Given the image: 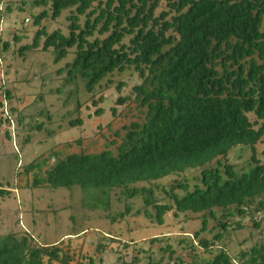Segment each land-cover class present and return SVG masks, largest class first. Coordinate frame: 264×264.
Here are the masks:
<instances>
[{"label": "trees", "instance_id": "16d2710c", "mask_svg": "<svg viewBox=\"0 0 264 264\" xmlns=\"http://www.w3.org/2000/svg\"><path fill=\"white\" fill-rule=\"evenodd\" d=\"M34 6H49L52 21L69 11L68 36L47 34L41 22L48 12L43 11L34 20L39 29L32 43L21 47L20 54L38 50L42 39L41 51L52 49L55 63L74 49L66 65L67 81L79 79L88 94L115 72L132 69L140 79L132 89L134 102L144 118L123 127V135L116 133L114 152L69 154L44 177L34 178L33 188H79L91 199L90 207L104 210H109L115 190L127 199L140 196L144 209L136 213L143 211L158 225L170 212L175 217L207 214L214 220L216 210L243 217L256 204L263 209L264 161L256 147L264 141V0H37ZM2 46L0 50L8 48L7 43ZM1 98L6 103L11 99L2 85L3 107ZM7 122L0 118V126ZM76 123L82 125L81 120ZM237 147L250 151V167L239 175L227 160ZM212 163L216 166L208 168ZM189 170H201L199 185L192 191L186 184L164 191L170 204H159L151 187H135ZM6 193L0 186V196ZM129 214L126 205L123 213L110 218L114 222ZM218 225L215 240L220 242L230 226ZM206 228L203 217L193 238L209 258L194 264H264V246L237 258L221 248L212 252L199 239ZM165 253L169 259L175 254L170 247ZM54 263L71 264V259L56 245L35 243L29 233L0 236V264Z\"/></svg>", "mask_w": 264, "mask_h": 264}, {"label": "rangeland", "instance_id": "374dc122", "mask_svg": "<svg viewBox=\"0 0 264 264\" xmlns=\"http://www.w3.org/2000/svg\"><path fill=\"white\" fill-rule=\"evenodd\" d=\"M35 1H0V44H8L6 50H0V86L11 96L9 103L1 100L12 121L0 126V186L7 192L0 196V236L29 233L37 244L54 243L62 255L71 259V264H181L180 260L182 264H194L209 258L193 238L204 217L207 228L199 239L208 242L212 252L221 248L237 258L251 248L264 246V200L263 209L259 210L256 204L243 217H229L221 210L215 211L214 220L207 214L175 217L170 212L158 225L143 211L136 213L144 209L140 196L127 199L115 190L109 196V210H104L90 207L91 199L79 188H33L34 178L44 177L57 160L69 154L114 152L119 144L116 133L123 135V127L144 118L134 102L132 89L140 84V79L132 69L115 72L88 94L79 79L67 81L66 65L72 62L74 49L55 63L52 49L41 51L42 39L38 50L20 54L21 47L32 43L39 29L33 25L34 20L43 11L48 12V18L41 22L47 34L60 31L68 36L69 11L52 21L49 6L36 8ZM83 21L80 18V24ZM15 38L21 41L16 43ZM129 40L126 38L124 44L128 45ZM119 84L123 85L120 90ZM119 98L125 103L118 105ZM98 110L103 111L101 116L96 115ZM256 149L264 161L260 155L264 141ZM249 159L250 151L242 147L233 149L227 158L238 175L248 170ZM215 166L212 163L208 168ZM200 171L189 170L135 187H151L159 204H170L164 191L179 184H186L192 191L199 185ZM176 194L182 196L183 192L176 190ZM126 205L130 214L112 222L110 217L123 213ZM147 211L153 214L152 209ZM219 222L230 226L220 242L215 240L220 232ZM168 247L175 253L172 259L165 253Z\"/></svg>", "mask_w": 264, "mask_h": 264}, {"label": "built area", "instance_id": "2783aa9c", "mask_svg": "<svg viewBox=\"0 0 264 264\" xmlns=\"http://www.w3.org/2000/svg\"><path fill=\"white\" fill-rule=\"evenodd\" d=\"M25 23H28V20L27 19L25 20ZM0 118L9 119V122H7L5 124H11L12 123L11 117L8 114V111L5 108L4 104H3V107H0Z\"/></svg>", "mask_w": 264, "mask_h": 264}, {"label": "crops", "instance_id": "0c3cea01", "mask_svg": "<svg viewBox=\"0 0 264 264\" xmlns=\"http://www.w3.org/2000/svg\"><path fill=\"white\" fill-rule=\"evenodd\" d=\"M48 245H54V243L53 244H48Z\"/></svg>", "mask_w": 264, "mask_h": 264}]
</instances>
